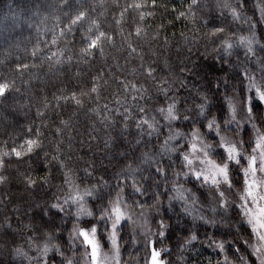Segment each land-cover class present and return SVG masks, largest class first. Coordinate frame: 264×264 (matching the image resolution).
<instances>
[{"label": "trees", "instance_id": "16d2710c", "mask_svg": "<svg viewBox=\"0 0 264 264\" xmlns=\"http://www.w3.org/2000/svg\"><path fill=\"white\" fill-rule=\"evenodd\" d=\"M241 37L264 65V0H0V264H64L83 251L74 228L122 192L144 205L166 181L174 195L199 105L221 118L244 86ZM173 202L185 226L170 224L167 264L241 261L247 224L228 230L198 200L208 223L191 222Z\"/></svg>", "mask_w": 264, "mask_h": 264}, {"label": "snow or ice", "instance_id": "6c2138e0", "mask_svg": "<svg viewBox=\"0 0 264 264\" xmlns=\"http://www.w3.org/2000/svg\"><path fill=\"white\" fill-rule=\"evenodd\" d=\"M255 38L241 37L236 46H243L246 49L245 55H255ZM233 44L225 42V51L229 54L233 49ZM249 81L248 92L255 90V98L259 102L257 110H264V86L257 85L252 76L246 77ZM264 79V76H262ZM253 97L248 95L244 100V108L251 120L254 111ZM228 109L233 116L232 121H235V109L229 101ZM206 105H199V115L204 116L207 120V128L209 131H214L215 136L219 137L214 147H209L201 139L200 128L194 127L195 124L203 123L199 121H192L193 131L191 132V139L188 141V151L180 152L176 159L181 161L182 167L187 171H183V181L188 182L194 180L199 182L202 186H208L210 189L217 190L216 204L217 208L212 209L216 214L227 213L229 210L235 214L241 221L240 227L243 228L244 223L250 226L251 234L255 237V245H248L252 250V255L256 257L257 264H264V135L257 133L254 146L251 147V153L244 154V145L241 140L240 144L233 143L221 135V130L217 119H207L205 116ZM222 114V108L220 109ZM167 118L170 120L176 119L173 111V106H169ZM187 120V119H186ZM239 127V123L237 122ZM246 132V130H244ZM180 136V133H176ZM175 139L171 137L170 140ZM243 145V147H241ZM219 149V150H217ZM164 151L178 152L175 148L169 147V141L165 142ZM197 157L199 159L197 160ZM242 161H246L245 164ZM200 166L197 167L196 165ZM157 173L163 174L161 169H156ZM176 180L173 181V187L168 189L174 195L169 196V210H172V202H182L183 211L186 214L192 215L193 221L200 220L207 222L202 210L199 209V215L195 214L196 202L195 198L182 187L180 182L181 173L175 174ZM167 179V178H166ZM222 186H227L231 190L233 186L240 189L237 201L230 202L225 198L224 191L220 190ZM134 189L136 193L143 194L138 187ZM160 201H158L159 203ZM191 202V203H190ZM126 214L120 207L119 203L114 205L110 215L100 219L96 224L91 225L90 228H81L78 232L79 237L84 241L85 246L95 255V251L99 248V240L97 236L100 232L101 226H106V230L110 232L109 241L118 249L119 238L117 232L123 227L126 220ZM160 228L156 235L160 238V243H163V238L167 235L165 229L167 225L164 220H160ZM195 227V224L193 225ZM191 240H196V236L192 235ZM157 241L155 239L146 242V247L149 250V255L145 257V264H165L161 259L164 249H157ZM210 244H214L221 252L225 251V244L223 241L215 242L213 238L209 239ZM247 243V241H246ZM236 251H239L238 249ZM239 259L244 262L241 256ZM97 264V262H94ZM227 264V259L225 260Z\"/></svg>", "mask_w": 264, "mask_h": 264}, {"label": "rangeland", "instance_id": "374dc122", "mask_svg": "<svg viewBox=\"0 0 264 264\" xmlns=\"http://www.w3.org/2000/svg\"><path fill=\"white\" fill-rule=\"evenodd\" d=\"M245 52L246 49L242 50V54L244 56L241 55L240 57H242L243 59L245 58V60L247 61L251 60L250 63L248 62L251 66L249 68L245 67V69H242V73L245 80L244 86L241 84L237 86L235 85L234 87L232 86V88L230 87L228 93V100L226 101L225 106L226 109L224 111L223 117L213 118L217 119V123L219 124L221 135L223 137L236 144H240L241 140L243 141L244 154L248 155L251 153V147H249V145L252 144L254 146L256 134L260 133L264 135V110H261V117V115H259L260 111L255 112L257 108H254L252 118L250 120L248 113L244 108V100L248 95H251L253 97L255 106H257L259 102L255 98L254 89L251 93L248 92L247 86L249 81L246 77L248 75L252 76L257 85L263 86L262 83L264 82V79L257 78V74H259V76H264V65H260L259 68H257L259 58L258 56H256V51L255 55L249 56H246ZM251 71L253 72V74H250ZM5 88L6 85H0V94L4 92ZM229 101H231L235 109V121H232L233 116H231L232 114L228 109ZM258 120H262V122ZM237 122L239 123V127L237 126ZM244 130H246V132ZM200 135L202 141L206 143L209 147H214L216 144L215 140L219 139V137L215 136L214 131H209V129L207 128V123L204 125L203 129L200 128ZM213 137H215V140L213 139ZM243 145H241V147H243ZM188 150L189 149H187L186 151ZM198 159L199 157H197V160ZM242 163L246 166V161H242ZM196 166L199 167L200 165L197 164ZM178 169L180 170L175 172L171 176L173 178V181L176 180L175 174L180 172V182L182 183V185H184L185 189L191 193V195L195 198V201L198 200L201 206H204V209L206 211H208L210 214H214L215 212H213L212 209L217 208V190L210 189L208 188V186H202L199 182H195L194 180L184 182L183 171H187V169L183 168L182 164L178 167ZM220 190L224 191L225 198L228 201H237L240 193L239 188L233 186L231 190H228L227 186H222ZM131 193H135L134 188L131 190ZM155 196L156 198L153 202L146 203L144 205L139 204L138 206H136L134 205V203L130 202L129 198L126 199L125 192H122L121 195L115 201V203L111 206L109 211L104 214V217L110 215L112 208L117 203H119L120 207L124 210L126 214L127 218L124 222H122L123 227L117 232V236L119 238L118 249L114 247V245L109 241L110 232L106 230V226H101L100 232L97 236V239L99 240V248L95 251V255H93L92 252H90L89 249L85 246L84 241L78 235V232L81 228H90L91 225L85 227H75L73 234L77 238H80L83 251L80 252L79 255L72 257L71 259L66 261L64 264H94V262H97V264H145V257L149 255V250L145 245L147 241L152 239H155L157 241V249H164V251L162 252L161 259L165 262V264H167V257L169 255L168 252L170 247L168 246L169 243H166V241L168 239V233L170 232V224L174 223L177 227L185 225L184 222L177 221L178 218L176 217V215L181 217L183 216V214L175 208L176 204L174 205V202H172V210H169V193L166 189V181L163 184V189L158 194H155ZM158 201L160 202L158 203ZM178 205L182 206V202L179 201ZM197 210L199 209L195 208V214L199 215L200 213ZM218 216L220 219L218 220L220 222H226L228 227L227 225H224L226 228H228V230L233 228L231 225L235 221L240 222L239 224H241L240 219L236 217L235 214H232L230 210L227 213H222ZM189 217L191 222H200V220L193 221L192 215H189ZM161 219H163L164 223L167 225L165 229L167 235L163 238V243L159 242L160 238L156 235L160 228L159 222ZM222 222L220 224H223ZM208 229L210 228L208 227ZM233 231H235L237 235L239 234V230L236 231L235 229ZM245 231L246 233L244 235L246 236L247 243L246 241L243 243V251L239 256H242L244 258V262L239 261L237 264H253L252 260L255 264H257L256 257L252 255V250L248 246L255 245L256 239L251 234L250 226H247L245 228ZM210 232L213 233V231ZM216 235L221 236L223 234L218 233L217 231ZM235 238L236 236L234 235V239ZM125 240H128L130 244H128V242H126ZM127 247L129 248L126 250Z\"/></svg>", "mask_w": 264, "mask_h": 264}]
</instances>
